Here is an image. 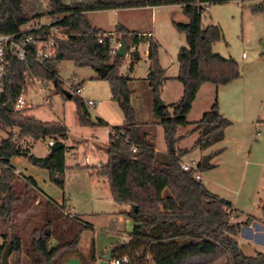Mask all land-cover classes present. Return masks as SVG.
Instances as JSON below:
<instances>
[{"label":"trees","instance_id":"16d2710c","mask_svg":"<svg viewBox=\"0 0 264 264\" xmlns=\"http://www.w3.org/2000/svg\"><path fill=\"white\" fill-rule=\"evenodd\" d=\"M199 1L212 5L230 0H0V32L15 34L27 22L48 16L54 20L51 27L59 28L64 36H54L57 50L51 60L41 64L33 57L13 60L6 90L0 94V129H11L8 136L0 140V220L7 227L6 232L0 233L4 238L0 255L10 244L11 253H20L22 259L23 243L13 231L12 219L23 197L15 189V180L19 176L11 160L17 156L27 157L32 165L47 170L50 180L61 188L65 186L67 169L66 125L60 121L40 120L30 114L29 108L10 111L6 104L15 103L23 93L27 76L52 82L63 90L59 65L71 62L78 68L98 70L104 67L108 70L104 79L109 80L112 98L118 102L125 118L123 125L112 129L123 130L124 136L131 139L126 142L123 135L113 136L110 132L107 163L92 167L93 174L108 178L113 200L125 206L122 212L133 222L129 239L114 246L113 257L127 255L130 259L127 264H264V252L247 255L237 239L241 228L250 225L255 217L249 215L243 222L234 221L233 216H238L239 211L233 203L211 191L202 179L196 177L197 172L214 168L213 159L222 149L203 155L190 170L182 167V158L186 154L196 149L206 150L223 141L226 129L232 123L221 113L217 100L198 121L189 122L188 114L201 85L209 82L220 87L242 76L241 67L234 58L213 51V44L224 39L223 29L219 24L204 26V9ZM170 4L180 5L189 18L188 22L174 21L187 40V45L178 53L180 71L177 79L183 85V94L179 101L164 107H159L155 99V121L140 123L129 86L130 72L141 59L140 53L133 51L128 71L121 72L126 57L112 52L113 41L126 38L128 47L149 43L147 80L155 96L159 95L167 80L158 57L159 43L121 23L116 25L114 32H107L93 25L87 13ZM250 9L253 13L262 12L264 17V0L251 5ZM37 33L48 35L49 26L40 28ZM71 99L76 102L82 126L105 125L104 120L92 118L86 101L74 94ZM156 124L163 126L165 141L171 148L167 153L155 148L152 132ZM190 124L193 128L187 134L179 133L180 128ZM14 129L17 133L13 132ZM194 134L197 137L191 148H177L183 139ZM27 137L33 140L52 138L54 143L50 145V153L46 157L32 154L29 148L20 144ZM131 143L138 145L136 152L132 151ZM26 180L28 186H37L34 178L26 177ZM262 210L264 224V203ZM46 217L45 228L33 231L28 261L31 264H62L65 255L77 250L82 231L91 228L92 224L82 221L83 227L73 239L53 242V234L47 231L52 228L54 220ZM95 260L90 259L88 263Z\"/></svg>","mask_w":264,"mask_h":264},{"label":"rangeland","instance_id":"374dc122","mask_svg":"<svg viewBox=\"0 0 264 264\" xmlns=\"http://www.w3.org/2000/svg\"><path fill=\"white\" fill-rule=\"evenodd\" d=\"M259 2L260 0H246L245 2L230 0L224 3L212 4L207 11H203L202 21L204 26L219 24L223 29L224 39L213 44V51L223 57L234 58L242 70L240 78L227 84L229 86L227 90L232 91L231 97L225 102L227 109L225 116L232 123L226 129L224 140L210 148V150L213 148L215 150L222 149V152L213 159L214 168L204 172L207 176L203 178V183L211 191L232 201L239 210L244 212L245 217L252 214L263 218L264 17L262 12L253 13L250 9L251 5ZM154 11L155 19L148 12L144 15L147 17L148 23H151L152 20L154 39L159 43L158 57L160 63L166 69L167 75H178L180 71L178 53L182 46L187 45V40L185 34L178 31L174 21L188 22L189 18L183 12L181 6L176 4L156 6ZM128 14L129 19L135 20L137 19L134 17L135 14L140 19L143 13L130 11ZM50 19V17L44 16L33 21L45 22ZM91 19L98 26L111 30L119 23L118 16L111 9L94 12L91 14ZM120 41L114 40L113 46H116ZM148 47L149 44L147 43L138 47L141 59L135 63L134 70L130 72L132 77L129 83L132 90L131 101L139 119L149 118L146 106L148 105L147 109L149 110V100L151 102V98L157 100L159 96L165 102L166 97H168L165 96L166 90L163 92L162 89H160L159 95L155 96L146 79L148 65L150 66L149 57L145 54ZM244 53L247 54L246 58L243 57ZM128 58L129 55L125 58L121 67L122 72L128 71L131 62ZM59 77L63 89H68L84 101L91 98L96 102V107L88 105L92 114L103 111L108 119L114 121L121 119L120 121H123L122 116L124 114L118 102L112 98L109 80L97 76L93 69L78 68L71 62H64L59 65ZM177 82V84L170 83L168 85L170 86V94L177 95L176 85L182 87V83ZM81 85H84L85 89L81 94H76L75 89ZM23 93L29 105L30 114L34 117L43 121L63 120L71 129L73 135H79L80 129H83L86 138H90L89 129L94 131V127L80 124L75 100L66 98L62 90L52 82L43 81L38 77H29ZM204 100L205 97L201 93L190 114L191 119L195 117V113L200 109ZM195 119L193 120L197 121V118ZM188 128L189 126H186L180 128V130L185 132ZM96 130L100 137L106 138L108 136L107 128L98 126ZM10 132L11 129H0V140L8 136ZM13 132L17 133V130L14 129ZM194 139V135L187 136L183 143L191 148ZM32 140V138L27 137L20 144L24 148H31L36 156H46L50 152L49 138ZM158 141L161 147L165 145L162 133ZM30 142L34 146L29 145ZM90 145L88 143L76 148L75 159L68 158V161L82 163L86 156H89L92 162H95L97 157ZM209 151L202 152V150L196 149L186 154L182 159L195 164ZM28 161L29 159L26 158L23 164L18 163V167L25 175H29L31 168L30 161ZM91 172H93L92 167L68 170L65 176L67 184L65 194L69 199L66 206H64L65 209L44 195L39 189L32 185L28 186L27 180L25 181L26 177L24 179L16 173L19 178L15 180V189L23 199L15 208L12 225L13 231L22 239L23 249L22 259H20L21 256L18 252L10 254V264H31L28 261L27 252L31 246L33 231L36 228H45L46 216L54 220L52 228L49 229L50 234H53V242H64L73 239L80 228L83 227L78 217H81L84 222L91 223L93 227V229L88 228L82 231L80 242V248L82 249L94 245L96 250L105 251L108 247L129 239L133 222L122 212L125 206L117 204L112 199L109 192L108 178L99 177ZM41 184H43V181H41ZM50 186L52 187V189H48L50 195L53 197L61 195L63 197V188L55 183ZM71 205L76 207L75 212L70 209ZM118 216H123L124 223L119 225L114 222ZM6 231V225L0 220V233L3 234ZM1 234L0 245L4 243ZM243 234L244 231L240 235V239L243 247L249 251L250 240ZM72 254L79 255L81 264H89L88 262L93 255L92 252L84 255L76 250L65 255L63 262L67 256Z\"/></svg>","mask_w":264,"mask_h":264},{"label":"crops","instance_id":"0c3cea01","mask_svg":"<svg viewBox=\"0 0 264 264\" xmlns=\"http://www.w3.org/2000/svg\"><path fill=\"white\" fill-rule=\"evenodd\" d=\"M155 7L156 6H147V7H134V8H124V9H111V10L114 12V14L116 16H118L119 23L125 25L128 29L138 31L141 34H144V35H146L148 37L150 36V37L154 38V33H153V29H152V20H151V23H148L147 17H145L144 13H146V12L150 13L151 16L153 17V19H155L156 18L155 11H154ZM130 11H140L141 13H143L142 14L143 16L141 15L140 19H139V17H137L136 14H135L134 17H136L137 19L131 20L128 17V15H129L128 13H130ZM94 12H97V11H90V12L87 13V15H88V17H89V19H90V21L92 22L93 25H95V26H97L99 28H102L103 30H105L107 32H114L115 31L116 27L111 30V29H106L103 26H98L96 23H94V21L91 19V14L94 13ZM148 24H151V25L149 26ZM147 44H149V43L147 42ZM145 54L148 56V49L145 50ZM243 57H244V54H243ZM246 57H247V54H246ZM246 57H244V58H246ZM148 67H149V65H148ZM85 68L92 69L90 67H85ZM93 70L95 71L97 76H99L101 78L99 71L95 70V69H93ZM148 72H149V68L147 69L146 77L148 76ZM165 73H166V69H165ZM178 75H167V73H166L167 80L164 81V83H163V85L161 87L163 92H164V90H166L165 96H168V97H166V100L164 99L166 104L175 103V102L179 101L180 98L182 97V94H183V85L182 84H181L182 87L180 85H176V87H177V95L176 94H170V86H168V85H170V83H176V84L178 83L177 82V81H179L177 79ZM228 87H229L228 85L217 87L213 83H209V82L203 83L201 85L200 90H199V92L197 94V97H196V99L194 101L193 107H195L194 105H196L195 103L198 101V97H199V95L201 93H203V95L205 97V100H204L203 104L201 105L200 109L197 110V113H195V117H193V119L197 118V121H198L199 120L198 118H201L202 115L211 108V106L213 105V103L216 100L219 103V107H220L221 113L225 116L226 110H227L225 102H226L227 99H229V97H231V91H232L230 89L227 90ZM174 95H175V97H174ZM167 98H169V99H167ZM89 99H91V98H88V100ZM153 101H155L153 98H151V102L149 100V103H150L149 104V110L147 109L148 105L146 106V112L149 114V118H147V119H139L137 117L138 122H140V123H150L151 124V123H153L155 121V119H154V103L155 102L153 103ZM96 106H97V104H96ZM193 107H192V109H193ZM192 109H191L190 113L188 114V120H189V122L194 123V122H196L195 121L196 119L193 120L190 117ZM150 116H152V118H150ZM122 117H123L122 118L123 121H120L121 119L118 120V121H114L112 119H108L104 115L103 111H100L99 113L95 112L94 114H92V118L93 119L96 120V118H100V119L104 120L105 125L103 127L107 128V132H108V136L106 138H102V137H100L97 134V130H96L97 127H94V131H92L93 129H89V131H90V135H89L90 138L89 139L86 138V134L83 132V129H80L81 132H79V135H73L72 131L68 127L67 123L65 121H63V120L60 121L63 124H65L67 129H68L67 138L64 140V143L67 146V152H66V155H65V162H66L67 169L65 171V176L67 175V172H68L69 169H86L88 167H96L94 164L96 162H99V161H102L104 164L107 163V161H108L107 147H108V143H109L110 130L112 129V127L123 125L124 116H122ZM161 126H162L161 124H156L153 127L154 131L152 133L155 135V140H154L155 141V148L159 152L167 153V152H169L171 150V148L167 145V143L165 141V138H164L165 145L163 147H161V145H159V141H158V138H159V136H161V133L163 134V137H164V129H163V126L162 127ZM188 126H189V128L185 132H181V130H179L180 134H186L187 132H189L192 129L191 127L193 126V124H190ZM147 129H149V128H147ZM194 136H195V139H196L197 135L194 134ZM186 138L183 139L180 142V144L178 145L177 148H190L187 145H184V143H183L186 140ZM195 139H194V141H195ZM88 143L91 144L90 145L91 149L93 150L94 155L97 157V160L95 162H92V160H91V158L89 156H86V158L88 157L89 161H90L88 163L86 162V158H85V160L82 163L69 162L68 161V158L75 159V156H76L75 149L76 148H78L81 145L82 146L83 145H87ZM29 145H32V142H30ZM32 146H34V145H32ZM212 147H210V148H212ZM210 148H208L206 150H202V152L203 151H209ZM29 149H30V152L35 155V153L32 152V149L31 148H29ZM213 150H215V149L213 148L209 152H211ZM209 152H207V153H209ZM207 153H205V154H207ZM46 156L38 155V157H46ZM26 158L27 157H24V156H17V157H14L11 160L12 164L15 167V170L19 171V175L22 176L24 179H25V177L34 178L35 181H36V184H37V186H35V188H37L40 191H42L44 193V195H46L47 197L52 199L55 203L60 204L61 206H63V205L66 206V202L69 199L68 197H66V194H65L66 193V188H67L66 181H65V186L63 188V191H64L63 192V197L61 195L60 196L58 195L57 197H53L52 195H50L48 193V189H50V188L52 189V187L50 185H52L54 183L50 180L49 173H48L47 170L38 168V167L32 165L31 162L28 161L31 168H30V171H29V175L28 174L25 175L23 173V171L20 169V167H18V163L19 164L20 163L23 164V161L26 160ZM183 162L189 163L188 161H184V159H183ZM196 164H197V162L195 164H191V165L195 166ZM206 176H207V174L201 173L202 181H203V178L206 177ZM25 181H26V179H25ZM41 181H43V184H41ZM109 192H110V195L112 196L110 188H109ZM217 195H219V194H217ZM112 199H113V197H112ZM233 206H234V208H236L239 211L238 216H233V219L236 222H243V221L247 220V217L249 215H252V214H249V215H247L245 217L244 216V212L239 210V208H237L234 203H233ZM64 209H65V207H64ZM70 209L73 212H75L76 207L74 205L73 206L71 205ZM252 216L255 217V220L250 225L243 226L241 228L240 232L237 235V239L239 241V245H240L241 249L247 255H255V253L258 252V251L264 252V224L262 223V220H261L262 218L257 217L255 215H252ZM78 218H79V220H81V222L83 221V219L81 217H78ZM123 221H125L123 216H118V218H116L114 220V222L116 224H119V225L121 223H124ZM91 228L93 229V227H91ZM243 231H244L243 235L247 236L249 238V240H250V243L248 245L249 251L243 247L242 241L240 239V235L242 234ZM80 242H81V239H80ZM80 242L78 244L77 251L79 253H81V254H84V255L88 254L89 252H92L93 255L91 256L90 259L96 258V260H98L99 255H101L104 252V250H102V251L96 250L94 245H89V247L87 246L84 249H82V248H80ZM63 264H81V258L77 254H72V255L67 256V258L64 260Z\"/></svg>","mask_w":264,"mask_h":264},{"label":"built area","instance_id":"2783aa9c","mask_svg":"<svg viewBox=\"0 0 264 264\" xmlns=\"http://www.w3.org/2000/svg\"><path fill=\"white\" fill-rule=\"evenodd\" d=\"M204 10H208L210 8V4L208 2L200 3L198 2ZM54 20L50 19L45 22H34L29 21L24 24L20 32L15 34L10 33H3L0 32V94H3L6 90V81L9 75V70L12 66L13 60H26L28 57H33L36 62L44 63L47 60H51L55 57L56 50H57V41L55 40L54 36L64 37L61 33V30L57 27H51V24ZM44 26H49V34L45 36H41L37 33V30ZM100 42L103 41V38L100 37ZM121 45V41L113 46L112 52L116 53L118 48ZM138 50V46H131L128 47L127 56L131 55L133 51ZM244 57L246 54L244 53ZM27 76V75H26ZM29 77H26V81ZM85 89L84 85L78 86L75 89L76 94H81L82 91ZM87 105L89 106H96L95 101L89 99L86 100ZM14 110H24L25 108H29L27 101L24 98V93H22L15 103H13ZM113 136H124V131H117L114 129L110 130ZM126 142H130L131 139L128 135L124 136ZM54 140L52 138L49 139V144L52 145ZM131 148L133 152L138 150V145L135 143H131ZM86 162H90L89 158H86ZM96 167H101L104 165L102 161L96 162L94 164ZM182 167L184 170H190L194 166L190 163L183 162ZM15 173L19 174L18 170H15ZM196 177L201 179V173L197 172ZM129 256H122V257H112L109 264H127L129 262Z\"/></svg>","mask_w":264,"mask_h":264},{"label":"water","instance_id":"95a60500","mask_svg":"<svg viewBox=\"0 0 264 264\" xmlns=\"http://www.w3.org/2000/svg\"><path fill=\"white\" fill-rule=\"evenodd\" d=\"M127 51H128V42L126 38H122L121 45L116 51V54L121 57H127ZM98 71L100 73L101 78H105L108 74V70L104 67L98 68ZM62 92L66 96V98L71 99L72 98V92H70L68 89H63ZM157 102L159 107L166 106V103L161 99L159 96L157 97ZM6 108L10 111H14L13 103L8 102L6 104ZM136 206H134L135 208ZM48 234H50V231H47ZM113 250L114 246H111L107 248L101 255H99L98 260L92 262L91 264H109L113 257ZM11 254V246L10 244H7L5 247L2 255H1V264H10L9 257Z\"/></svg>","mask_w":264,"mask_h":264}]
</instances>
